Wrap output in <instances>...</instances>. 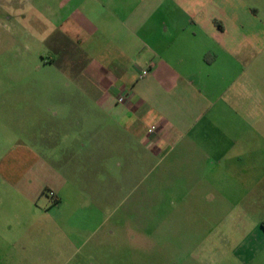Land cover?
I'll use <instances>...</instances> for the list:
<instances>
[{"label":"crops","instance_id":"1","mask_svg":"<svg viewBox=\"0 0 264 264\" xmlns=\"http://www.w3.org/2000/svg\"><path fill=\"white\" fill-rule=\"evenodd\" d=\"M56 28L83 59L63 72L70 104L0 134V264H29V244L58 243L72 211H103L126 176L181 144L208 151L202 161L263 164L264 0H72ZM71 110L83 118L66 127ZM80 155L100 173L83 187Z\"/></svg>","mask_w":264,"mask_h":264},{"label":"rangeland","instance_id":"2","mask_svg":"<svg viewBox=\"0 0 264 264\" xmlns=\"http://www.w3.org/2000/svg\"><path fill=\"white\" fill-rule=\"evenodd\" d=\"M66 18L72 0H0V134L19 135L31 125L29 110L70 104L63 69L72 75L83 57L56 28ZM72 113L61 124L83 118ZM206 152L181 144L142 167L139 179L126 176L123 194L103 211H72L58 243L29 244V264H264V148L252 154L263 164L253 166L202 161ZM83 160L72 156L81 187L100 177Z\"/></svg>","mask_w":264,"mask_h":264},{"label":"built area","instance_id":"3","mask_svg":"<svg viewBox=\"0 0 264 264\" xmlns=\"http://www.w3.org/2000/svg\"><path fill=\"white\" fill-rule=\"evenodd\" d=\"M147 74H148V71H147V70L143 71V73H142L143 76H145V75H147ZM118 102H119V103H124V102H125V97L120 96V97L118 98ZM156 130H157V127H155V126H152V127L150 128V132H151V133H155Z\"/></svg>","mask_w":264,"mask_h":264},{"label":"trees","instance_id":"4","mask_svg":"<svg viewBox=\"0 0 264 264\" xmlns=\"http://www.w3.org/2000/svg\"><path fill=\"white\" fill-rule=\"evenodd\" d=\"M64 38H65V41H66L68 44H72V41H71L70 39H68L67 37H64ZM72 45L74 46V44H72ZM63 71H64L65 73H68V74H69L67 68H64Z\"/></svg>","mask_w":264,"mask_h":264}]
</instances>
